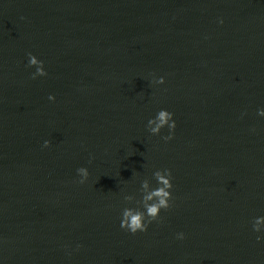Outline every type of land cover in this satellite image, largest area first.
Returning a JSON list of instances; mask_svg holds the SVG:
<instances>
[{
  "label": "water",
  "instance_id": "water-1",
  "mask_svg": "<svg viewBox=\"0 0 264 264\" xmlns=\"http://www.w3.org/2000/svg\"><path fill=\"white\" fill-rule=\"evenodd\" d=\"M0 264H264V0H0Z\"/></svg>",
  "mask_w": 264,
  "mask_h": 264
},
{
  "label": "clouds",
  "instance_id": "clouds-1",
  "mask_svg": "<svg viewBox=\"0 0 264 264\" xmlns=\"http://www.w3.org/2000/svg\"><path fill=\"white\" fill-rule=\"evenodd\" d=\"M223 23V21H221ZM29 66H35L36 72L33 74V78L36 76H46L47 73L44 70L43 62L38 60L34 55L29 53ZM158 83H164L163 77L160 78ZM49 99H54V97L50 96ZM154 125V126H153ZM169 129L170 134L163 137L164 140H171L173 138L172 134L175 130L176 123L173 119V113L167 110H160L156 117L150 119L148 121V130L153 135H158L161 132V129L166 127ZM49 141H45L44 146H49ZM78 174L81 179L79 183L83 184L88 176L89 172L86 168L81 167L78 170ZM166 175L161 174V170H157L153 173L154 178L157 181L158 187L154 188L152 191L147 194H142V198L136 201L137 205H141L140 207L132 208L126 207L122 211V219L120 227L125 229L126 231L136 234L137 232H145L147 231L148 226L153 222L157 221L160 212L162 209L167 210L171 207L170 201L172 200L171 189L172 185V173L168 169L162 170ZM142 188H148V182L145 180L142 183ZM125 201L131 202L135 198L131 195L124 197ZM260 223V218L255 219L253 224L254 231L259 232L258 225ZM179 239H184V234H178ZM261 239V237H257V240Z\"/></svg>",
  "mask_w": 264,
  "mask_h": 264
}]
</instances>
